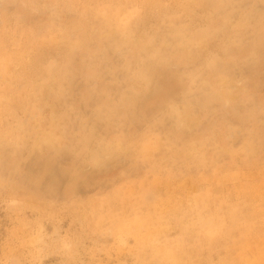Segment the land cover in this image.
<instances>
[{
  "label": "rangeland",
  "instance_id": "374dc122",
  "mask_svg": "<svg viewBox=\"0 0 264 264\" xmlns=\"http://www.w3.org/2000/svg\"><path fill=\"white\" fill-rule=\"evenodd\" d=\"M0 264H264V0H0Z\"/></svg>",
  "mask_w": 264,
  "mask_h": 264
}]
</instances>
